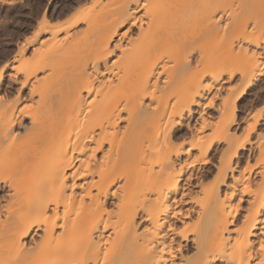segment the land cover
Segmentation results:
<instances>
[{"label": "bare ground", "instance_id": "bare-ground-1", "mask_svg": "<svg viewBox=\"0 0 264 264\" xmlns=\"http://www.w3.org/2000/svg\"><path fill=\"white\" fill-rule=\"evenodd\" d=\"M261 1L42 16L85 47L37 52L13 100L0 72V264H264Z\"/></svg>", "mask_w": 264, "mask_h": 264}, {"label": "rangeland", "instance_id": "rangeland-1", "mask_svg": "<svg viewBox=\"0 0 264 264\" xmlns=\"http://www.w3.org/2000/svg\"><path fill=\"white\" fill-rule=\"evenodd\" d=\"M97 1L98 0H0V72L2 76L1 90L5 92V95L8 98V100H13L14 97L17 95L16 91L19 82L22 79L23 68H25V66L29 67L33 63L35 64L37 52L38 54H41L42 52L46 51L47 53L46 52L45 53L48 54L50 53L49 51L50 47H52L54 50V54L58 55L57 53L58 51L56 50L61 49L60 50L61 53V51L64 48H65L64 50H66L67 48L72 49V52H70L69 54L68 53L66 54L65 51H63L64 52L63 54L64 55L66 54L67 57L66 55L62 56V54L60 56L63 58L60 57L58 58L59 55L57 56V61L58 59L63 60L58 62H62V66L65 70L67 69V67H69L70 63L72 64L73 62L74 65V62H76L81 57L77 55L78 54L77 51L79 50V53L81 54L80 50L82 49H79V47L81 48L85 47L84 45L85 42L81 44V42H83L81 41L82 39L79 40L80 42L77 43L76 39L74 38L75 42L73 43V41H71L73 39L70 40L68 39L70 37H68L66 38L67 39L66 43H64L66 39H64V36L62 37V35H60L59 36L60 40L59 39L58 41L56 40V43L58 45L57 49L56 48L54 49V47L56 46L54 45L51 46L55 42L53 43V40L50 38L47 32H42L39 29L40 26L39 22L41 21L42 16L49 19L51 24L61 26L64 23L72 20L75 14L78 13V10H80L81 8L83 7L85 8L88 5H89L88 7H91L90 6L91 4L92 6L93 4L96 6ZM99 1L98 3L100 4V6H102L101 4L102 2L103 3L106 2V0L105 1L102 0V2ZM95 6H94L95 11L99 9L96 15L98 16L100 15V17L97 16L99 20L96 19L97 21L95 20V22L99 21L100 24V22L110 19L109 17L110 15L112 16V12H113L112 5H107L110 8H106V6H102V9L99 8L100 6H96V7ZM260 7L261 8L259 9L260 11H262L261 13H264V0L261 1ZM103 16H107V17L105 18ZM86 39L87 37L86 38L84 37V41H88ZM25 41H30V43L26 48V50L23 53H21L20 48L22 43H25ZM59 42L61 43L60 47L58 44ZM69 42L70 43L72 42V46H74V48H71L72 46ZM63 43L65 45H63ZM78 45L80 46L77 48ZM66 46L68 47L66 48ZM75 51L77 52L76 54L77 57L76 55H74V53H76ZM69 55H71L72 57L68 58L70 57ZM84 56L86 57L87 55ZM74 57L78 59L75 58L76 60H73ZM71 64L70 66L72 67ZM67 71H69V69ZM26 91L27 88H24L23 91L24 95L26 94ZM249 92L250 91H248V93L244 95L242 99H240L238 103L240 107L242 108L247 107L249 104H251L254 101L252 100L253 97L252 96L250 97Z\"/></svg>", "mask_w": 264, "mask_h": 264}, {"label": "snow or ice", "instance_id": "snow-or-ice-1", "mask_svg": "<svg viewBox=\"0 0 264 264\" xmlns=\"http://www.w3.org/2000/svg\"><path fill=\"white\" fill-rule=\"evenodd\" d=\"M262 247H264V245H262Z\"/></svg>", "mask_w": 264, "mask_h": 264}]
</instances>
